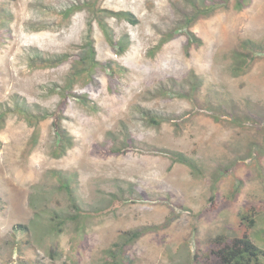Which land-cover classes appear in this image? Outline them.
Instances as JSON below:
<instances>
[{
	"label": "rangeland",
	"instance_id": "374dc122",
	"mask_svg": "<svg viewBox=\"0 0 264 264\" xmlns=\"http://www.w3.org/2000/svg\"><path fill=\"white\" fill-rule=\"evenodd\" d=\"M202 1L0 0V18H6L0 110L13 106L14 95L57 109L61 95L50 89H62L82 68L91 8L118 40L131 42L117 55L93 20L89 38L101 65L76 79V97L65 102L62 123L74 137L65 156L55 155L53 119L36 131L17 114L0 120V264H111L110 252L120 264H215L218 238L244 236L264 250V54L240 74L233 71L244 41L264 45V0H249L242 10L235 8L239 0ZM76 3L88 7L66 20L62 9ZM212 3L227 7L191 27L202 45H190L181 29L156 49L194 6ZM102 9L131 12L138 23ZM63 54L73 58L59 66L37 60ZM193 77L200 87L189 97ZM140 110L176 118L178 125L154 126ZM130 141L139 150L182 153L197 169L141 151L113 155ZM53 171L73 176L78 208ZM117 199L124 205L114 212L69 220L79 212L101 213ZM54 214L64 218L61 234L52 230ZM145 228L151 230L136 241L115 246Z\"/></svg>",
	"mask_w": 264,
	"mask_h": 264
},
{
	"label": "trees",
	"instance_id": "16d2710c",
	"mask_svg": "<svg viewBox=\"0 0 264 264\" xmlns=\"http://www.w3.org/2000/svg\"><path fill=\"white\" fill-rule=\"evenodd\" d=\"M203 0L202 2H204ZM249 2V0H239L235 6L237 10H242L245 5ZM88 6L84 3L83 5L80 4H71L70 6L62 9L61 14L66 20L72 19V17L79 11H81L84 8H87ZM220 7H227V4L223 3H212L210 5L204 4L202 6H194V12L192 14L186 15L184 23L182 24V27H178L175 30H172L171 33L163 38L161 43L157 46V50H160L166 43H169L173 37L174 33L179 32L181 29H186V35L188 38V42L190 45H196L200 46L203 44V41L194 33L191 31V27L195 24L197 19L203 18V17H209L212 15L216 10H218ZM90 8V7H89ZM94 16L88 20V42H87V48L88 53L87 56L82 60L78 61L82 68L79 69L77 72L73 73L69 76V81L66 84L65 87L60 89V87L51 88L50 91L52 93L59 92L61 95V102L57 106V109L53 112L43 109L41 107H37L36 105H29L26 101V99L20 97L19 95H14L12 97V105L13 106H2V110H0V120L2 122H5L7 116L9 114H17L20 117L24 118L25 121L30 125L35 127V131L38 130V125L46 120V119H53L54 122V133L56 136V157H63L65 156L70 149L74 147V137H72L67 130L65 129L63 123H62V112L65 108V102L69 97H76L72 90L73 86L76 82L77 78H80L82 76H91L92 72L101 65L100 62L96 60V50L93 44V41L90 40L93 33V20L96 19L98 22L99 27L103 31L108 43L111 45V47L115 50L117 55H124L129 47L131 46V42L129 37H122L121 39H117L114 31L111 29L109 24L106 22V20L100 19L97 12L93 11L91 8L90 10ZM102 13L106 14L108 17H115L120 18L123 20L128 21L129 23L136 25L138 23V20L135 18L134 14L128 11H121V12H114L110 10H101ZM6 21V18H0V23H3ZM90 37V38H89ZM90 40V41H89ZM243 48L246 51L236 52L234 55V63L235 67L233 68V71H235L236 75L243 72L246 68H248V65L251 64L253 61L259 59V56L264 54V45L253 42L251 40H246L243 43ZM73 56L70 54H63L60 56H57L55 58H42L39 56L37 59L41 63H43L44 66H59L61 64H64L65 62L72 59ZM193 86L192 91L193 93H190L187 95V97H194L195 94L198 92L199 89V82L195 77H193ZM196 81V82H195ZM179 97H184L183 94H178ZM86 104H91V101L85 97H80ZM142 115L146 118L148 123L154 125V126H160L163 122L171 121L175 123V126L178 125V119L176 118H167L164 115H161L159 113L152 112L151 110H140ZM38 132H36V135L32 138L31 145L34 147L38 143ZM141 151L144 153L154 154V155H162L167 156L170 159H172L176 163H182L189 165L194 170L197 169L196 163L189 159L187 156H185L182 153H174L171 151H167L162 148H151L149 150H139L138 146H136V143L134 141L127 142L123 147H120L119 149H115L112 151L113 155H122L125 153H128L129 151ZM56 179L60 182V187L63 190H66L68 193L69 198L71 199L72 203L74 204V207L78 208L76 205L77 198L74 196L73 189H72V180L73 176H69L65 174L62 171H53L52 172ZM213 204V209H216L217 204L212 200L211 202ZM124 205V200L117 199L114 200L111 204V207L108 208L105 211H102L101 213H96L98 210H90L77 213V215H74L72 217H69V220H77L81 217H88L87 215H103L107 214L109 212H114L118 209H120ZM39 215V214H37ZM60 216L59 214H54L52 220L54 221V225L52 226V230L55 231L57 234L63 233L62 225L65 224L64 218ZM31 223L34 225L35 221H31ZM253 226V225H252ZM151 230L150 228L142 229L141 231H135L127 234L126 236L122 237L124 239V242L122 245L116 244L115 246L121 250L124 246L127 244H130L137 239H139L144 233ZM25 229H22V232H24ZM216 248H213L211 251L212 257L214 256L215 264H263L264 260V250L258 247L248 236L244 237H236L230 240L227 239H217L216 242ZM111 254H114L113 260L111 264H120V260L117 256V254L110 252ZM119 253V252H117ZM197 258V257H196Z\"/></svg>",
	"mask_w": 264,
	"mask_h": 264
}]
</instances>
